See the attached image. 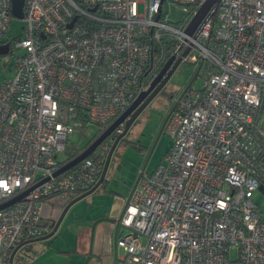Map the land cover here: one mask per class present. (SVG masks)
<instances>
[{"label":"built area","instance_id":"2783aa9c","mask_svg":"<svg viewBox=\"0 0 264 264\" xmlns=\"http://www.w3.org/2000/svg\"><path fill=\"white\" fill-rule=\"evenodd\" d=\"M205 1L147 0L140 13L138 0H25L26 23L11 39L12 0H0V42L10 38L15 49L14 75L0 84V202L44 180L0 210V264L53 230L44 202L68 203L98 183L125 122L55 175L59 154L82 118L106 124L138 97L154 43L166 35L177 40L171 56L190 48L182 62L197 64L204 83L174 101L162 126L171 147L126 198L121 263L264 264V212L254 199L264 176L254 131L264 95V0H220L187 34ZM257 133L264 140V129Z\"/></svg>","mask_w":264,"mask_h":264},{"label":"crops","instance_id":"0c3cea01","mask_svg":"<svg viewBox=\"0 0 264 264\" xmlns=\"http://www.w3.org/2000/svg\"><path fill=\"white\" fill-rule=\"evenodd\" d=\"M128 133L118 143L101 185L69 208L52 237L31 243L24 256L19 249L12 264L120 263L123 256L120 255L117 237L122 227L118 221L126 198L142 173L130 183L119 175V169L124 162L123 152L127 145H131L129 140L135 141L128 138ZM144 171L151 172L147 169ZM66 205L65 199L60 196L44 202V219L56 222Z\"/></svg>","mask_w":264,"mask_h":264},{"label":"rangeland","instance_id":"374dc122","mask_svg":"<svg viewBox=\"0 0 264 264\" xmlns=\"http://www.w3.org/2000/svg\"><path fill=\"white\" fill-rule=\"evenodd\" d=\"M146 1L147 0H138V9L140 13L144 11ZM173 9L179 11L178 7H174ZM176 17L177 16L175 15L173 18ZM25 23L24 19L13 18L12 27L9 30L8 36L11 39H17L23 31ZM14 50V45L12 44L11 50L8 53H0V84L14 74ZM197 70V64L183 61L163 90L140 114L136 121L137 123L130 129L128 138L134 139L137 144L142 145V150H139L132 145L126 146L122 157L124 158V162H122L123 164H121L119 169V175L125 178L126 182L130 183L131 181H134L137 179V176L146 169L149 171L153 170L159 163H161L164 155L170 149L172 140L168 134L162 131L163 123L173 102L185 90L191 81H193L192 87H202L204 78L201 74L197 75ZM261 117L260 125L264 127V111ZM97 129L98 127L94 123H90L84 133H82L80 129H76L73 133L68 135L67 147L69 148L73 146V144L80 146L85 145L89 139L93 137ZM66 155L67 152H61L59 157L64 159ZM254 199L260 210L264 212V194L257 190ZM119 248L120 255L124 256V248L121 246Z\"/></svg>","mask_w":264,"mask_h":264},{"label":"water","instance_id":"95a60500","mask_svg":"<svg viewBox=\"0 0 264 264\" xmlns=\"http://www.w3.org/2000/svg\"><path fill=\"white\" fill-rule=\"evenodd\" d=\"M24 1L25 0H12V13L14 17L23 19L24 17ZM220 0H206L203 5L199 8L198 12L196 15L192 18L190 21L189 25L187 26L185 32L187 34L192 35L201 21L203 20L204 16L206 13L209 11V9L217 5ZM75 20V19H74ZM73 20V22H74ZM73 22L70 24L72 26ZM9 43H5L0 45V53L1 54H6L9 52ZM190 48H186L185 51L182 53V56L176 57V55H172L165 64L162 66L160 71L157 73V75L152 79V81L149 83V85L141 91V93L138 95V97L90 144L88 147L82 151L79 155L71 159L70 161L66 162L64 165H62L59 169L56 170L55 175H60L72 166L78 164L81 162L83 159H85L87 156H89L91 153L95 151V149L122 123L125 122V128L122 133H120L114 144L112 145L108 157L106 159L103 172L101 175L100 180L98 183L88 191H85L76 197H74L71 201L67 203V205L64 207L60 217L57 219L55 222L53 230L40 238H36L31 240L30 242H36V241H41L48 239L52 237L58 230L62 220L64 219L67 211L69 208L77 201L81 200L82 198L88 196L89 194L93 193L104 181V178L106 176L107 170L110 166L111 159L113 156V153L118 145V143L121 141L122 138H124L127 133L129 132L130 128L136 123L137 119L139 118L140 114L146 109L148 105L152 102V100L163 90V88L166 86L178 66L182 63L183 56L188 54ZM198 75V73H197ZM196 75V76H197ZM44 181V180H43ZM43 181H40L39 183L33 185L32 187L22 191L21 193L0 202V210L4 209L6 207H9L10 205L14 204L15 202L23 199L25 196H27L30 191L38 186L40 183ZM20 249V246L15 248L12 252L11 258H10V264L13 263L14 257L18 250Z\"/></svg>","mask_w":264,"mask_h":264},{"label":"trees","instance_id":"16d2710c","mask_svg":"<svg viewBox=\"0 0 264 264\" xmlns=\"http://www.w3.org/2000/svg\"><path fill=\"white\" fill-rule=\"evenodd\" d=\"M176 41L177 40L175 37L170 36V35H166V36L162 37L159 41L154 43L155 48H154L153 59H152L153 68L148 69V73L142 82V84L144 86L147 87L149 85V83L152 81V79L157 75V73L160 71L162 66L165 64L167 59L170 58V56H171L170 52L175 47ZM5 42H10V45H12V41L10 38H6L3 41V43H5ZM192 82L193 81H191L187 86L192 87ZM263 111H264V95H263V99H262V104L258 110L256 117H255V126H254V131L257 134V137L259 138L260 142L264 145L263 138H261V136L257 133L258 129H264V127H262L260 125V121L262 119L261 116L263 114ZM81 120H83L82 124L77 126L76 129H80L81 132L84 133L90 123H87V119H85V118H82ZM113 120L114 119L110 120L106 124L95 123L97 125L98 129H97L96 133L93 135V137L91 139H89V141L85 145L80 146V145L73 144V146H71L69 148L66 146V149L63 152H67V155L64 159L59 157L60 166L64 165L66 162L70 161L71 159H73L74 157L79 155L82 151H84L88 147V145H90L113 122ZM125 138H126V136L122 139H125ZM129 144H131L133 147H135L139 150H142V145L137 144V142H135L133 140H131V141L129 140ZM260 162H261V167L264 170V151H263V155L261 157ZM105 181H106V179H105ZM258 190L264 194V176L261 177V179H260V185H259ZM47 201H49V200H47ZM31 243H33V242H28L27 244H25L24 246H22L20 248V251H22L21 252L22 256L27 254L26 253L27 248L29 247V245ZM121 262L122 261H120L119 264H122Z\"/></svg>","mask_w":264,"mask_h":264},{"label":"flooded vegetation","instance_id":"af4514ba","mask_svg":"<svg viewBox=\"0 0 264 264\" xmlns=\"http://www.w3.org/2000/svg\"><path fill=\"white\" fill-rule=\"evenodd\" d=\"M2 44H3V42L1 41V42H0V45H2Z\"/></svg>","mask_w":264,"mask_h":264}]
</instances>
